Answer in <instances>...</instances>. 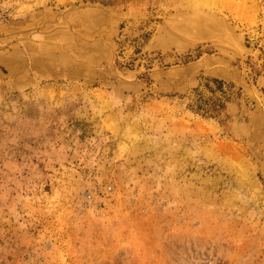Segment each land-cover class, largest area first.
<instances>
[{"label": "rangeland", "instance_id": "obj_1", "mask_svg": "<svg viewBox=\"0 0 264 264\" xmlns=\"http://www.w3.org/2000/svg\"><path fill=\"white\" fill-rule=\"evenodd\" d=\"M0 264H264V0H0Z\"/></svg>", "mask_w": 264, "mask_h": 264}]
</instances>
